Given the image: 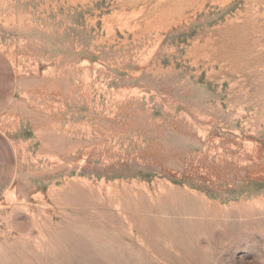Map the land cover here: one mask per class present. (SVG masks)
<instances>
[{
    "label": "rangeland",
    "instance_id": "374dc122",
    "mask_svg": "<svg viewBox=\"0 0 264 264\" xmlns=\"http://www.w3.org/2000/svg\"><path fill=\"white\" fill-rule=\"evenodd\" d=\"M0 97V264H264V0H0Z\"/></svg>",
    "mask_w": 264,
    "mask_h": 264
},
{
    "label": "crops",
    "instance_id": "0c3cea01",
    "mask_svg": "<svg viewBox=\"0 0 264 264\" xmlns=\"http://www.w3.org/2000/svg\"><path fill=\"white\" fill-rule=\"evenodd\" d=\"M2 97H0V117L2 116ZM0 139L2 143V127L0 125ZM4 143H6L4 141ZM16 170L15 156L11 153L10 156L2 154V144H0V188H7L8 178L13 177Z\"/></svg>",
    "mask_w": 264,
    "mask_h": 264
}]
</instances>
